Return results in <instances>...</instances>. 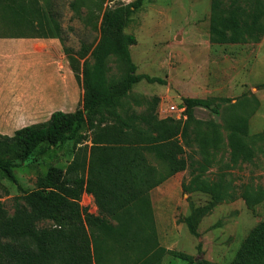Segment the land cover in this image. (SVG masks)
<instances>
[{
    "label": "trees",
    "instance_id": "1",
    "mask_svg": "<svg viewBox=\"0 0 264 264\" xmlns=\"http://www.w3.org/2000/svg\"><path fill=\"white\" fill-rule=\"evenodd\" d=\"M105 3L72 0L69 4L76 17H81L84 9L99 34L90 46L82 45L76 52L64 49L82 88L80 107L73 112L55 111L46 122L20 128L12 136L0 135V174L14 184L18 162L50 156L66 145H71L73 153L65 170L50 167L38 178L35 190L14 199L12 214L0 202V264H160L168 254L193 264L189 256L160 246L149 194L175 174L189 170L198 172L199 177L206 171L207 159L194 161L184 156L185 148L191 147V137L196 136L190 121L196 108L218 114L219 106L213 108L215 104L206 99L183 98L173 106L185 107V121L174 114L159 118L157 98L141 112L124 109L136 84L162 81L136 74L130 54L136 39L124 32L143 0L117 2L110 7ZM0 15L14 30L15 36L6 37L62 38L52 0H0ZM263 36L264 0H210V44L258 43ZM114 58L125 66L118 81L107 76L108 63ZM254 109L252 99H238L225 112L226 131L221 134L226 133L234 161L243 163L251 156L247 139ZM257 135L261 134L253 136ZM199 152L205 156L202 149ZM147 155L162 169L152 167ZM198 177L189 185L182 183L183 192L203 189L222 201L226 187L222 183L201 187ZM262 191L255 192L256 197L251 195L264 201ZM83 194L92 197L96 214L79 204ZM235 264H264V222L253 229Z\"/></svg>",
    "mask_w": 264,
    "mask_h": 264
},
{
    "label": "rangeland",
    "instance_id": "2",
    "mask_svg": "<svg viewBox=\"0 0 264 264\" xmlns=\"http://www.w3.org/2000/svg\"><path fill=\"white\" fill-rule=\"evenodd\" d=\"M71 1L52 0L56 19L62 27V38L57 39L60 59L57 61L54 57H46L45 64L48 65L43 67L42 73L39 72L43 75V88L57 82L52 86V91H56L59 85V99H0V135L12 136L17 129L46 122L55 111L73 112L80 107L82 88L75 78L69 99H61V87L66 75L73 74L64 49L76 52L82 45L87 47L94 44L99 34L93 28L94 20L90 22L86 18L84 9L81 17L74 15L69 7ZM133 1L106 0L105 7ZM209 13L210 0H143L124 32L136 39V44L130 47L136 74L160 79L162 83L141 81L136 84L123 108L132 107L138 113L148 106V102L157 98V115L164 118L168 117L166 107L180 104L183 98H205L210 105L215 104L211 105L213 108L219 106L220 115L208 108H196L190 121L196 136L191 137V147L185 148L184 156H191L194 161L207 159L210 164L206 171L199 177L196 171L178 173L175 179L153 189L149 196L160 246L189 256L193 264L198 261L235 264L253 229L264 222V201H257L251 195L259 190L264 191V119L262 116L256 118L255 113L250 116L254 122L250 125L251 136L247 139L251 156L243 163L231 158L226 133L221 132L226 131L223 127L225 112L232 104L226 98L233 95V92L229 93L232 91L230 84L233 75L242 68H238L241 63H250L251 58L255 57L251 65L255 64L256 69L253 78L264 83V71L259 67L260 62L264 64V54L258 55L253 51L255 56L248 55L253 54L249 48L256 47V43L251 41L229 46L210 44ZM7 35L15 36L14 30L6 26V17L0 15V36ZM231 49L238 50L234 52ZM244 49H248L246 53ZM65 68L69 69L70 74L63 70ZM124 72L125 66L121 62L115 58L109 61L108 78L118 81ZM237 101L235 99V103ZM181 119L185 121L186 115ZM257 127L259 132H256ZM214 131L218 134H213ZM258 133L261 135L253 136ZM195 138H199L198 143ZM200 149L205 156L201 155ZM72 158L71 145H66L50 156L41 155L18 162L13 171L16 184L0 174V202L7 212L12 214L14 199L23 192L35 190L38 178L45 175L50 167L65 170ZM147 159L152 167L162 169L152 155H147ZM196 177L201 187L222 183L226 187L222 201L213 199L203 189L184 193L182 183L189 185ZM228 197L235 199L229 201ZM79 204L96 214L91 196L83 194ZM160 264H186V261L168 254Z\"/></svg>",
    "mask_w": 264,
    "mask_h": 264
},
{
    "label": "crops",
    "instance_id": "3",
    "mask_svg": "<svg viewBox=\"0 0 264 264\" xmlns=\"http://www.w3.org/2000/svg\"><path fill=\"white\" fill-rule=\"evenodd\" d=\"M254 46L256 47L249 48L252 51L250 53L256 51L258 55L264 54V36ZM59 48L60 45L57 39L0 36V99H59V85H57L56 91H52V86L56 85L57 82L46 85L50 86L49 88H43V75L39 74V72L42 73L43 67L48 65L45 64L46 57H54L57 61L60 59ZM236 50L238 49L233 51L236 52ZM246 50L248 49H244V53H246ZM256 53L248 55L255 56ZM254 58H251L250 63L244 61L241 63L242 65H239L238 68H242L238 70L236 75H233L230 84L232 91L229 93L233 92V95H227L226 99H230L232 104H235V99H252L257 106L252 115L255 113L256 118L262 116L264 119V83L253 78L256 71L255 64L251 67ZM259 67L264 71L263 63L260 62ZM66 68L63 70L70 74L69 69ZM74 81L73 74L66 75V81L61 87V99H69ZM215 98L220 99L219 97H213V99ZM4 106H6V103ZM1 108L3 109V107ZM249 121H252L250 122L252 126L254 124L252 118L251 120L249 118ZM256 132H259L258 127ZM3 133L6 134V132ZM177 175L175 174L165 182L175 179Z\"/></svg>",
    "mask_w": 264,
    "mask_h": 264
},
{
    "label": "built area",
    "instance_id": "4",
    "mask_svg": "<svg viewBox=\"0 0 264 264\" xmlns=\"http://www.w3.org/2000/svg\"><path fill=\"white\" fill-rule=\"evenodd\" d=\"M167 114L171 115V114H175L177 118H182L185 112V107L182 106L181 108H178L176 106H170L168 109H166Z\"/></svg>",
    "mask_w": 264,
    "mask_h": 264
}]
</instances>
